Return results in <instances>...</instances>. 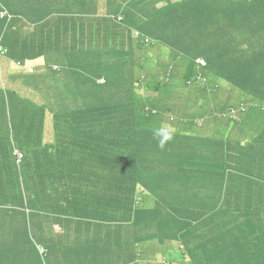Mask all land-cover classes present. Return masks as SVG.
<instances>
[{
  "label": "trees",
  "instance_id": "1",
  "mask_svg": "<svg viewBox=\"0 0 264 264\" xmlns=\"http://www.w3.org/2000/svg\"><path fill=\"white\" fill-rule=\"evenodd\" d=\"M2 5L15 17L10 21L0 17V155L1 148L12 156L19 147L24 157L17 163L7 154L0 156L6 168L0 177L14 185L0 203V242L4 240L0 264L82 262L81 252H61L58 242L48 243L44 206L47 203L48 209V201L55 203L48 199L44 181L48 173L61 178L78 171L88 188L85 197L94 202L91 210L108 220L115 217L123 225L117 229H133L155 215L138 199L145 188L141 180L147 174L157 175L152 164L156 166L160 156L172 160L178 154L170 149L174 138L159 147L168 133L157 135L155 129L160 117L161 122L170 120L155 114L159 101L172 96L155 97L149 91L169 92L165 90L169 83L162 80L177 79L175 62L195 63L202 57L207 66L199 81H191L196 76L180 77L182 87L193 90L183 103L181 92L176 95L182 111L172 131L185 121L187 128L195 126L210 137L212 146L194 154L190 148L191 154L181 155L184 168L178 170L198 177L196 172L218 167L217 157L237 149L234 140L248 117L258 122L257 137H263L253 153L259 154L253 157L259 170L264 157V0H0ZM197 10L203 14L196 15ZM31 18L34 26L28 28L24 23ZM17 79L30 81L34 93L10 87L12 82L19 84ZM41 80L52 82L42 87ZM170 86L173 93L182 89L177 82ZM191 103L198 111L189 107ZM163 109L177 114L173 107ZM46 122L52 130L47 139L42 132ZM51 144L63 150L49 155ZM169 167L157 168L159 176L173 173L166 174ZM217 176L208 188L212 199L183 188L190 207L199 211L198 225L218 226L222 214L235 204L229 193L217 189ZM161 186L166 193L178 189L164 182ZM259 207L264 209V201ZM130 237L134 242L137 235H129L123 243L128 244ZM258 248L264 253V237ZM134 259L120 264H133ZM252 264H264V257Z\"/></svg>",
  "mask_w": 264,
  "mask_h": 264
},
{
  "label": "crops",
  "instance_id": "2",
  "mask_svg": "<svg viewBox=\"0 0 264 264\" xmlns=\"http://www.w3.org/2000/svg\"><path fill=\"white\" fill-rule=\"evenodd\" d=\"M199 13L202 12L197 10L196 15ZM19 17L23 19L22 16ZM31 20L33 18L24 23L28 28L34 26ZM40 60V58L36 59L38 62ZM17 81L19 84L12 82L9 86L20 92L25 90L27 93H34V86L30 81L22 79H17ZM29 95L35 98L34 95ZM180 115L178 113L175 120L164 118L163 122L160 117L156 122L155 129L160 135L164 132L173 133L175 141L171 143L170 149L177 153L178 157L175 159L172 157L170 160L169 156L167 158L160 156L154 162L156 166L152 164V170L157 175L147 174L141 180L142 187L145 188L139 192L138 199L148 210H154L155 215L145 221H140L133 229H129L125 225L124 230L117 229L123 225L115 217L108 220L100 211H97L96 214L94 209L91 210L93 207L91 205L94 202L91 197L89 199L85 197L88 188L81 182L78 171H72L71 174L68 172V176L60 175L61 178L50 173L44 175V181L46 180L48 184V199L52 197L55 202L48 201V209L47 203L44 206L48 210V221L45 223V227L48 228V243L52 240L54 243L58 242L57 247L61 252L66 249L72 250L69 253L81 252L82 262H71L72 264H120L125 263L129 257L133 256H135L133 264H252L264 257V253L258 251V249L260 250L258 247L261 244V237H264V209L259 207V204L264 201V175L260 172L261 167L264 166V157L259 164L260 171L253 160L254 156L259 155L253 153L257 151L258 145L263 140V137H257L260 130L257 128L258 122L248 123L250 117L246 118L240 135L234 140L237 141V148L239 143L241 144L237 156L225 157L226 159L224 156H219L216 159L218 167L208 166L214 170L207 169L196 172L198 177H192L178 170L184 168L180 165L179 159H183L181 155L183 156L186 151H189L188 154H191V151L194 154L199 150L198 148H204L210 137L204 135L195 126L187 128L186 122L181 123L177 130L172 131V128L178 126ZM46 120H48V115ZM50 130L46 122V125L42 127L45 139L48 138V133L52 135V130ZM178 134L180 135L178 136ZM182 137L188 141L187 144L184 143V140L182 141ZM191 141L194 142L191 143ZM220 145L222 146V144ZM79 148L81 146L76 147V149ZM8 149L11 148L8 147ZM49 149V155L52 156L63 150L57 144H51ZM1 151L3 158L6 156H3L4 154H7L8 159L13 158L6 152V147L1 148ZM1 159L0 167H3ZM159 167H169L166 174L173 173L164 179L159 176L162 173L157 169ZM29 171H33V168L27 170L26 173ZM63 173L66 174L64 171ZM34 174L40 179V174L35 172ZM212 174H218L216 182H220V186L217 189L229 193L235 204L222 214L218 226H208L211 224L210 222L206 223L207 225H198L199 211L196 207H190L187 202L190 197L183 188L208 194L210 197L203 198L210 199L211 194L208 193V188L215 183ZM66 177H68L69 183L64 185L63 180ZM174 179H179V183L175 184ZM163 182L165 185L171 184V189H178L166 193L164 187L161 186ZM4 188L6 191L3 190ZM15 189L18 190L19 186L16 185ZM13 191L12 181L10 179L2 180L0 177L1 204L6 199L4 194ZM17 197H21V194ZM56 200H58L57 206H55ZM38 208H42V206H38ZM174 208L178 213H175ZM74 211L78 213L74 214ZM214 233H220V235ZM248 233H251L252 236H245ZM134 234L137 235L134 242L130 237L128 244L123 243L129 235ZM0 246H4L3 239ZM90 246L96 247V250H90ZM187 247L191 249V255ZM208 248L209 253L207 252ZM172 253H183L187 258L182 262L179 259L183 256H172ZM103 254L108 257L101 259Z\"/></svg>",
  "mask_w": 264,
  "mask_h": 264
},
{
  "label": "clouds",
  "instance_id": "3",
  "mask_svg": "<svg viewBox=\"0 0 264 264\" xmlns=\"http://www.w3.org/2000/svg\"><path fill=\"white\" fill-rule=\"evenodd\" d=\"M4 11L6 12V14L4 16H2L1 12H4ZM6 16L8 17V21L12 20L15 17V15H12L9 12V10H8V8H6V6L2 5V7L0 8V17H6ZM120 18H122V17H120ZM195 61H196L195 63L192 62V63H190V65L188 67H186L185 75H188L190 77L196 76V78L195 79H191V81H194V80L199 81V79L202 77V71H203L204 67L207 66V61L204 58H202V57L198 58ZM18 64H20V63H18ZM30 71L33 72V68H30ZM177 77H179V76H177ZM165 82L172 83V85H173L174 79H172L170 76H168L166 78ZM156 113L160 114V115L164 114V115L168 116L171 120H175L177 118L176 114H172L171 112H167V110L163 109V108H159L158 112H155V114ZM248 123H252L251 118H249ZM240 128H241V126H240ZM257 128H259V127H257ZM165 133H168V135H165L163 138L160 139L159 147H161V148H163L165 146V143L168 140L173 138V133L172 132H164L163 134H165ZM157 135H159V133H157ZM208 144H210V143L208 141H206V145H208ZM210 147H212V146L208 145V149ZM12 154L14 155V156L13 155L12 156H13L15 162H17V163H20L22 161L23 157H24L23 156L24 155L23 154V150L21 148H19V147H15V149H14ZM238 154H239V148L231 150L230 152L228 151L227 155L224 154L222 156H224V158L225 157L232 158V157L237 156ZM0 165H1V161H0ZM1 169L3 170L4 173L6 172V168L5 167H0V175H2V170ZM42 251H43V249H42Z\"/></svg>",
  "mask_w": 264,
  "mask_h": 264
},
{
  "label": "rangeland",
  "instance_id": "4",
  "mask_svg": "<svg viewBox=\"0 0 264 264\" xmlns=\"http://www.w3.org/2000/svg\"><path fill=\"white\" fill-rule=\"evenodd\" d=\"M100 12V15H101V17L102 18H105L106 16L103 14V8H101V11H99ZM261 29L260 30H258V32H259V34H261ZM260 42H262L263 43V40H261ZM259 42V40L257 41V43L259 44L260 43ZM166 67H170L171 66V61H167L166 63ZM190 65V63H186L185 61H182V62H175V66H174V75L177 77V76H179V77H177V79L176 80H174V83H173V85H175L176 84V82L178 83V89H181V87H182V85H181V83H182V80H181V78L180 77H184V75H185V72H186V67H188ZM178 80V81H177ZM155 81V80H154ZM151 81V82H153V83H155L156 82V85H157V81ZM162 81H164L165 82V80L163 79ZM211 81H214V79H211ZM48 82V85H49V83H51L52 81H45V80H41L40 82H39V84L40 85H42V87L46 84ZM167 83V82H166ZM170 85H172V83H169V85H167L166 87H165V90H168L169 92H164L163 94H161L160 93V91H159V93H160V95H158V92L155 90V89H153V90H150L149 91V93H152V94H155V97H158V96H164V97H166V96H172L170 99H168V100H165V99H162V100H160L159 101V103H158V105H160V108H165V107H173V110L174 111H176L177 110V114L180 112V111H182L180 108H179V106H180V104L181 103H179V102H177V94L179 93V92H181V99H182V103L183 102H185L188 98H184L188 93H191V91L193 90V87H189V88H187V87H182V89L180 90V91H178V92H175V93H173V92H171L170 91V89H171V86ZM189 107L190 108H193V109H195V110H197L198 111V109L195 107V104L194 103H191L190 105H189ZM178 108H179V111H178ZM176 114V115H177ZM48 229V228H47ZM90 250H96V247L94 248L93 246H90ZM178 255H181V256H183V257H181L180 259H179V261H185L186 260V258L187 257H184V254L183 253H181V254H177V253H172V256H178ZM189 264H191V263H189Z\"/></svg>",
  "mask_w": 264,
  "mask_h": 264
},
{
  "label": "built area",
  "instance_id": "5",
  "mask_svg": "<svg viewBox=\"0 0 264 264\" xmlns=\"http://www.w3.org/2000/svg\"><path fill=\"white\" fill-rule=\"evenodd\" d=\"M5 14H6V12H5V11H4V12H1V15H2V16H4Z\"/></svg>",
  "mask_w": 264,
  "mask_h": 264
},
{
  "label": "bare ground",
  "instance_id": "6",
  "mask_svg": "<svg viewBox=\"0 0 264 264\" xmlns=\"http://www.w3.org/2000/svg\"><path fill=\"white\" fill-rule=\"evenodd\" d=\"M244 104H245V103H244ZM233 108H234V107H233ZM229 111H230V110H229ZM234 111H235V110H234ZM234 111H233V112H234ZM236 113H237V112H236ZM228 114H229V113H228ZM230 114H231V113H230ZM231 115H232V114H231ZM233 115H234V114H233ZM185 120H186V119H185Z\"/></svg>",
  "mask_w": 264,
  "mask_h": 264
}]
</instances>
